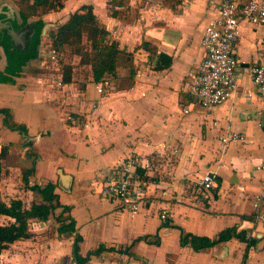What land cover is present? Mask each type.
<instances>
[{
    "label": "crops",
    "instance_id": "1",
    "mask_svg": "<svg viewBox=\"0 0 264 264\" xmlns=\"http://www.w3.org/2000/svg\"><path fill=\"white\" fill-rule=\"evenodd\" d=\"M107 1L65 0L42 16L37 56L15 75L5 72L0 46V109L7 111L0 113V151L6 153L0 198L26 207L39 203L40 195L22 181L27 170L28 185L52 184L57 197L47 221H31L29 237L8 245L0 264H70L76 257L82 264H264V205L252 207L261 187L255 167L264 160V109L248 73L263 59L264 32L242 26L233 52L238 89L226 102L203 109L186 87L204 57L202 33L220 1L130 0L127 16L119 18L108 15ZM81 7L91 8L119 48L132 54L130 68L106 78L112 87L105 94L90 80L53 91L44 77L50 71L39 57L44 29L49 37ZM39 18L27 20L32 29ZM13 22L16 30L25 26L21 19ZM160 54L170 64L154 70ZM228 132L244 141L223 148L220 137ZM133 154L153 160L150 176L158 186L147 190L143 210L130 215L100 190L108 172ZM205 175L214 183L209 191L201 187ZM58 218L73 221L76 233L59 234ZM9 221L0 216V223ZM229 229L246 240L200 251L180 245L182 233L216 239Z\"/></svg>",
    "mask_w": 264,
    "mask_h": 264
},
{
    "label": "built area",
    "instance_id": "2",
    "mask_svg": "<svg viewBox=\"0 0 264 264\" xmlns=\"http://www.w3.org/2000/svg\"><path fill=\"white\" fill-rule=\"evenodd\" d=\"M219 1L216 18L204 28L202 33L200 45L204 57L197 67L196 75L186 87V92L203 109H210L226 102L238 89V62L233 52L240 39L242 26L249 25L264 32V0ZM43 34L46 37L40 44L39 57L52 67L58 61V52L51 45L46 32ZM63 61L71 68V82L83 83L88 80L93 82L92 74L88 68L82 66L78 55L65 57ZM248 73L264 109V56L260 63L249 66ZM44 77L53 91L64 90L66 84L63 82L61 70L51 68ZM111 87L112 83L106 78L96 83L99 94H105ZM184 113H187V110ZM243 141V136L233 132L220 137L223 148L229 143ZM152 166L153 160L149 157L138 154L126 157L108 172L100 196L107 201L118 203L130 215L141 212L148 202L147 190L158 186L150 176ZM255 170L262 173L260 190L252 201V207L257 211L264 205V160L256 165ZM213 186L212 177L205 175L201 183L202 190L209 191ZM166 218L167 212L163 211L160 219ZM70 264H82V262L73 260Z\"/></svg>",
    "mask_w": 264,
    "mask_h": 264
},
{
    "label": "trees",
    "instance_id": "3",
    "mask_svg": "<svg viewBox=\"0 0 264 264\" xmlns=\"http://www.w3.org/2000/svg\"><path fill=\"white\" fill-rule=\"evenodd\" d=\"M65 0H15L14 4L19 18L25 24L29 18H40L35 22L34 34L26 50L13 49L7 38L1 46L5 50L7 65L5 72L9 75H15L20 72L29 60L37 56L36 48L40 42L41 31L44 26L41 17L45 14L61 9ZM130 0H108L107 11L112 18L127 16ZM127 18V17H126ZM49 40L54 49L58 52V61L50 69H59L63 73V82L67 85L71 83V68L64 64V58L72 55H78L81 58L82 66L89 69L92 74V80L99 83L107 77L117 78L120 69L130 68L132 66V54L126 53L119 48L118 43L112 38V35L106 31L99 23L97 17L91 8L81 7L69 16L67 21L57 26L49 35ZM141 47L146 46L144 44ZM163 59L164 62H160ZM159 64L154 65V70H162L169 66L170 59L162 54L158 56ZM130 78V77H129ZM3 77H0V81ZM1 114L7 115L6 110L0 109ZM20 132H25L24 127L12 126ZM6 156L4 150L0 151V181L2 177V160ZM31 170H27L22 175V181L25 188L29 191L38 193L42 197L41 203H31L26 207L21 200H11L8 204L0 198V216H4L11 221L0 223V255L10 244L29 237L28 225L31 221H47L53 211L55 201L54 185L47 184L43 187L28 185L27 177ZM60 226L57 229L59 234H75L73 221L66 223V220L58 218ZM232 238L246 240L244 233H238L235 229H229L221 232L216 239H207L194 237L188 234H181L180 245L189 244L194 251H200L214 246L218 243L229 241ZM79 239V238H78ZM77 260H80L79 257Z\"/></svg>",
    "mask_w": 264,
    "mask_h": 264
},
{
    "label": "water",
    "instance_id": "4",
    "mask_svg": "<svg viewBox=\"0 0 264 264\" xmlns=\"http://www.w3.org/2000/svg\"><path fill=\"white\" fill-rule=\"evenodd\" d=\"M1 15L5 16L6 19H4L3 24L5 26V29L0 32V44L3 43L5 38H7L8 43L11 47L10 50H13L14 47H16L15 49L27 48V40H24V35L27 31H29V28L23 26L21 29L16 30L12 24L14 18H7V13L2 11V9H0V16ZM46 30L47 28H45L43 32H46ZM262 127L264 128V113L262 114Z\"/></svg>",
    "mask_w": 264,
    "mask_h": 264
},
{
    "label": "flooded vegetation",
    "instance_id": "5",
    "mask_svg": "<svg viewBox=\"0 0 264 264\" xmlns=\"http://www.w3.org/2000/svg\"><path fill=\"white\" fill-rule=\"evenodd\" d=\"M1 2H4L2 4H0V8H2V11L6 12L7 13V18H14V21L15 20H19V16H18V12L12 8V4H9L6 0H0ZM5 4V5H4ZM2 5V6H1ZM7 10H5V9ZM6 19V17L4 16H0V21H2V23L0 25H3V20ZM13 26L15 29H17L16 25L14 24V22H12ZM22 24V23H21ZM23 25V24H22ZM25 26L24 27H28L29 28V31H27L24 35V40L26 41L27 39L30 38V41L32 39V36L34 34V29H32V25L33 23H25L24 24ZM1 46V44H0ZM2 47V46H1ZM28 48V47H27Z\"/></svg>",
    "mask_w": 264,
    "mask_h": 264
},
{
    "label": "rangeland",
    "instance_id": "6",
    "mask_svg": "<svg viewBox=\"0 0 264 264\" xmlns=\"http://www.w3.org/2000/svg\"><path fill=\"white\" fill-rule=\"evenodd\" d=\"M10 1H11L12 5H15V4H14V3H15V2H14L15 0H10ZM0 3H1V1H0ZM15 7H16V5H15ZM16 10H17V9H16ZM37 197H38V199H39V201H38V200H37V201H38L39 203H41L40 199H41L42 197H41V196H37Z\"/></svg>",
    "mask_w": 264,
    "mask_h": 264
}]
</instances>
